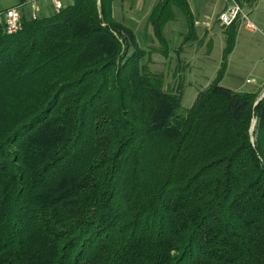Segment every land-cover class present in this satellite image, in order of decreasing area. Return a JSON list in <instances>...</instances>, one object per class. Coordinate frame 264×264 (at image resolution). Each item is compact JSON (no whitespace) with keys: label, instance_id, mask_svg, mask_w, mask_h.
Instances as JSON below:
<instances>
[{"label":"trees","instance_id":"1","mask_svg":"<svg viewBox=\"0 0 264 264\" xmlns=\"http://www.w3.org/2000/svg\"><path fill=\"white\" fill-rule=\"evenodd\" d=\"M113 2L0 22V264H264V95L222 66L183 109L150 62L188 1L150 10L159 50Z\"/></svg>","mask_w":264,"mask_h":264},{"label":"rangeland","instance_id":"2","mask_svg":"<svg viewBox=\"0 0 264 264\" xmlns=\"http://www.w3.org/2000/svg\"><path fill=\"white\" fill-rule=\"evenodd\" d=\"M57 1L61 3L59 8L53 7L51 0H40L39 16L59 10L72 0ZM157 1L159 0L113 2V15L133 28L138 44L145 50L162 48L156 44L153 27L147 20ZM231 1L190 0L193 18L198 22L195 23L197 28L194 37L190 33L188 40H185L188 26L183 14L177 13L175 19L164 25L163 34L167 40L169 57L153 52L150 67L166 72L165 82L169 87L180 88L183 109L193 103L199 90L213 82L222 66L224 73L220 75L219 83L230 88L237 87L246 78L254 77L258 80L264 76V0H234L258 26L259 30L255 31L245 29L239 19L231 24L232 27L220 24L218 15ZM3 3L6 1H0V4ZM21 11L29 18V4H23ZM228 34L234 37L233 48L224 56L223 49ZM254 120L253 118L251 125Z\"/></svg>","mask_w":264,"mask_h":264},{"label":"built area","instance_id":"3","mask_svg":"<svg viewBox=\"0 0 264 264\" xmlns=\"http://www.w3.org/2000/svg\"><path fill=\"white\" fill-rule=\"evenodd\" d=\"M40 0H25L22 4H15L8 7L0 8V22L5 26L7 33H15L21 27V7L23 4H29L30 6V17L35 19L41 11ZM53 7L59 8L61 3L57 0H51ZM220 23L224 26H229L234 23L237 19L242 21L245 29L249 31L259 30L258 26L248 18L247 14L242 10L240 5L234 0L229 3L218 15Z\"/></svg>","mask_w":264,"mask_h":264},{"label":"crops","instance_id":"4","mask_svg":"<svg viewBox=\"0 0 264 264\" xmlns=\"http://www.w3.org/2000/svg\"><path fill=\"white\" fill-rule=\"evenodd\" d=\"M0 1H2V0H0ZM5 1H6V3L0 4L1 8L2 7L3 8L4 7H8V6H11L12 4L14 5V3H16V0H5ZM187 1H188V4H189L190 11L192 12V9H191V6H190V4H191L190 0H187ZM192 15H193V12H192ZM197 22L198 21L194 19V31L197 28L196 27L197 25H195V23L197 24ZM230 27H232V26H230ZM227 28H229V27H227ZM233 89H235L236 91L254 93V94H256L257 99H258L259 97H261V95L264 92V76L261 77V78H258V80H255L254 77H251L250 79L246 78L242 82H240L237 87H234Z\"/></svg>","mask_w":264,"mask_h":264},{"label":"water","instance_id":"5","mask_svg":"<svg viewBox=\"0 0 264 264\" xmlns=\"http://www.w3.org/2000/svg\"><path fill=\"white\" fill-rule=\"evenodd\" d=\"M264 95V92H263V94L261 95V97ZM261 97H259L258 99H256V101H255V103L261 98ZM254 124H255V120H254V123H253V125H251V130L253 129V127H254Z\"/></svg>","mask_w":264,"mask_h":264}]
</instances>
